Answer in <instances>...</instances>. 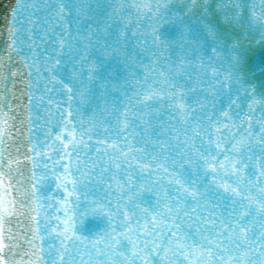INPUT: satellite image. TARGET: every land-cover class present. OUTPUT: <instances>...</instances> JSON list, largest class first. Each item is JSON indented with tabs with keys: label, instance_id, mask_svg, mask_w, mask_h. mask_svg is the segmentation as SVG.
I'll return each mask as SVG.
<instances>
[{
	"label": "water",
	"instance_id": "1",
	"mask_svg": "<svg viewBox=\"0 0 264 264\" xmlns=\"http://www.w3.org/2000/svg\"><path fill=\"white\" fill-rule=\"evenodd\" d=\"M0 106V259L264 264V0H0Z\"/></svg>",
	"mask_w": 264,
	"mask_h": 264
},
{
	"label": "snow or ice",
	"instance_id": "2",
	"mask_svg": "<svg viewBox=\"0 0 264 264\" xmlns=\"http://www.w3.org/2000/svg\"><path fill=\"white\" fill-rule=\"evenodd\" d=\"M135 7H137V9H141V8H144V9H147L148 11H151L152 10V6L151 4H148V3H144V4H134ZM157 8H159V4L156 5ZM91 78V77H90ZM217 79H219L218 75L216 77ZM53 79H55V77H53ZM227 79L229 82H231V76L228 74L227 75ZM222 84V82H221ZM65 88L67 89V91L69 93L72 92V89L65 85ZM83 93H81V98L83 99ZM69 99L71 100L72 97L71 95L69 96ZM71 115V113H69ZM5 114L2 112V106H0V116H4ZM11 118V117H9ZM89 124H90V128L88 131H91V125H92V122L89 121ZM0 125H3V127H0V143L3 142V137L5 135V127L7 126V120H0ZM216 148L219 149L220 148V144L217 143L216 144ZM234 150L235 151H238V149L236 148V146H234ZM208 152L207 155H204V154H200V158L204 161V167L206 170H210L211 171V174L213 176V179L211 181L212 184H217V191H219L220 188H223L224 191L223 193H221V197L224 198L225 196L228 195L229 192H231L233 195H239V193L237 192V190L235 188H233L227 181H219L217 180V177L220 175V171L221 170H227L225 168V162L224 161H221L219 166L214 163L213 161L216 160V157L213 156L211 154V141L209 142V145H208V148L205 150ZM153 159H156L155 157ZM228 158L226 157V160ZM2 160H3V153L0 152V163H2ZM11 163H13V161L11 159H9V166L11 165ZM189 163H191V161H189ZM236 162L233 161V164H235ZM0 175H2V173H0ZM35 174H33V179H35ZM60 179V178H58ZM176 183L181 185V188L183 189L182 191H180L178 194L180 197L184 198V199H187L188 197H195L197 194H198V190H190L191 189V186H185V183L182 182L181 180H176ZM73 187H75V184L73 185ZM30 193L27 191V190H24L21 192V195L24 196V197H27ZM31 195L33 196V198L35 199V185H33V189H32V192H31ZM235 202V200L233 201ZM98 207H100L101 209L104 207L103 204H98ZM261 209H264V204L261 205ZM183 210V206L182 205H178L176 209H173L171 207H168L166 209V215L171 217L173 221H175V219L177 218L178 214H179V211H182ZM8 209L3 207L2 204H0V212H7ZM157 216L160 215V213H156ZM191 218V217H189ZM182 219V218H181ZM3 222V217L0 216V223ZM65 223L67 224L68 221H65ZM158 225L161 229L165 228V227H169V225L166 223L165 220L161 219L159 220L158 222ZM200 223V221H199ZM197 223V224H199ZM174 226L179 229L180 228V225L179 224H174ZM192 225L190 224L189 227H191ZM71 230V227L69 226L68 228L65 229V234ZM175 235V233L173 234ZM39 237H34V239H38ZM201 239L202 240H205L206 238L201 236ZM158 253L161 251L160 248H156L155 249ZM196 251H199V248L196 249ZM163 254H164V258L165 260L167 261V264H176V262H178V264H186L187 262V253H184V252H181L180 253V256H183L185 257L184 260H180L179 257L176 255V253L174 251H171L170 249H163ZM62 255V254H61ZM150 255V254H149ZM137 258H141V257H135L133 256L132 259H131V264H135V260ZM142 259L144 260V264H151V261L148 259V256H144L142 257ZM231 259V258H230ZM0 261H2V264H14V262H10V261H7V260H3V259H0ZM37 264H40V261L39 259H37ZM52 264H56V260L53 259L52 260ZM121 264H124V261H121Z\"/></svg>",
	"mask_w": 264,
	"mask_h": 264
}]
</instances>
